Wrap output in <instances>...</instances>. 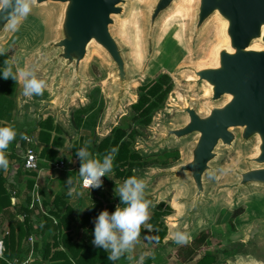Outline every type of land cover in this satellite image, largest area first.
I'll list each match as a JSON object with an SVG mask.
<instances>
[{"label":"rangeland","instance_id":"rangeland-1","mask_svg":"<svg viewBox=\"0 0 264 264\" xmlns=\"http://www.w3.org/2000/svg\"><path fill=\"white\" fill-rule=\"evenodd\" d=\"M153 1L127 0L125 13L117 16L116 23L112 25V33L125 48L129 63L130 81L125 95L121 98L118 97L120 86L116 69L100 48L92 46L83 61V83L79 88L72 75L67 71L61 74L59 67H54L49 62L48 55L39 56L42 47L54 39L59 16L57 4L35 6L31 2L27 3L28 10L25 12L24 9L22 16L12 21L8 32L0 39V49H4L8 60L13 62V72H16L17 68L30 70L37 79L45 82L43 94L31 97L23 95L22 85L18 84L17 108L6 122L15 130L22 128V134L27 132V127L33 126L30 129H34L32 135L38 134L43 125L47 126L52 134L51 143L55 140L52 145L57 147L54 148L56 153L53 158L59 157L60 150L65 149L67 155L63 158L72 168L69 176L72 177L77 192L82 193L80 196L83 197L84 203L102 200L104 194L111 193L107 189L113 190L114 180L117 185L123 184L132 176L145 180V199L151 202L147 225L151 228L142 226L140 234L144 237L148 234L149 239L150 234L154 236L153 239L157 238L159 233L163 234V217L170 207L173 211L175 207L178 213L183 207L182 217L187 218L192 195L191 183L187 179L170 180L161 172L175 168L177 164L189 158V148L196 141V136L182 140L170 138L166 141L162 138L165 135V126H176L186 120V115L180 109L183 103L191 102L197 105L199 111H206L209 102V96L205 95L204 91L206 85H197L191 79V67L210 62L221 31L215 17L195 37L193 22L196 0H186L181 13L174 14L166 21L164 27H167V33L158 37L161 19L150 42L148 10ZM179 3L174 7L180 5ZM131 5L130 14L121 22L120 36L125 42L123 43L117 33L119 19L128 14ZM139 19L141 29L143 27V42L138 46L134 26L128 29L127 26L129 22ZM140 55L144 56L143 63ZM163 74H168L171 79L162 77ZM159 79L164 81L162 91L150 97V103L138 116L139 113L132 110L131 104L139 100L142 86ZM135 114L138 116L136 119L133 118ZM117 126L127 129V134L119 144L125 140L134 143L145 160H142L140 165L127 166L116 177L112 175L109 181L105 178V190H83L79 169L74 168L76 165L81 167L76 155L77 150L84 147L86 141L90 142L88 150L93 157L101 159V155L103 156L109 148L105 147L103 139ZM18 133L20 132L17 131ZM177 150L178 159L175 158ZM217 150L220 155L212 163L213 170L206 176L205 202L198 215L202 221L199 224L196 218L192 231H198V225L210 226L213 221L212 227L207 229L208 234L213 237L210 241L213 248L228 255L233 252H249L264 256V187L252 185L242 191L232 187L237 180L235 169L249 165L245 158L253 153L254 144L237 142L234 147L221 146ZM19 158L21 160V157ZM153 160L158 161L152 163ZM65 192L68 194V190ZM75 195L71 198L76 201L79 195ZM110 196L114 198V192ZM115 205H122L121 200H116ZM172 219L174 217L170 220ZM3 222L4 217L0 215V237L5 241L9 228ZM241 238L247 241L244 242ZM150 242L154 241L151 239ZM154 243L156 244V241ZM56 249L57 247L53 251ZM60 249L61 246L58 247V250ZM5 252L1 258H5ZM10 261L7 260L8 264ZM117 262L128 264L129 256L121 257ZM43 263L51 264L49 260Z\"/></svg>","mask_w":264,"mask_h":264},{"label":"water","instance_id":"water-1","mask_svg":"<svg viewBox=\"0 0 264 264\" xmlns=\"http://www.w3.org/2000/svg\"><path fill=\"white\" fill-rule=\"evenodd\" d=\"M181 0H154L148 10L149 40L163 16ZM35 6L57 4L59 16L54 39L42 47L39 56L75 78L77 88L83 83L81 66L91 47L100 48L112 61L120 86L118 97L125 95L129 76L126 50L112 33L117 16L125 13L127 0H0V39L13 20L22 16L25 3ZM219 17L226 22L223 32L226 46L218 51L215 65L191 67L192 80L210 87L206 111L196 104L180 106L186 120L165 126L163 141L186 139L195 135L189 158L161 174L177 181L187 179L192 185L187 219L200 214L205 202L206 176L214 168L218 147H234L237 142L254 144L245 160L248 166L236 168L232 187L242 191L249 186L264 187V0H196L193 34L196 37L211 21ZM13 193V191L11 190Z\"/></svg>","mask_w":264,"mask_h":264},{"label":"trees","instance_id":"trees-1","mask_svg":"<svg viewBox=\"0 0 264 264\" xmlns=\"http://www.w3.org/2000/svg\"><path fill=\"white\" fill-rule=\"evenodd\" d=\"M8 59V54L4 53L0 55V127L10 126L6 119L11 118L16 111V92L18 89V84L14 79L8 78L4 79L2 72L4 70V61ZM162 77L166 79H171L168 74H163ZM161 77V78H162ZM165 79V81H166ZM162 80L151 81L146 85L142 86V92L139 95V100L131 104L132 110L136 111L138 116H140L146 105L150 100L152 95H155L162 89ZM170 87V86H169ZM168 87V88H169ZM168 90V89H167ZM162 91V90H161ZM135 114L134 119L138 118ZM133 130V129H132ZM34 131L27 130L23 133L24 135L31 134ZM22 132L18 133L17 136L21 139ZM127 134V129L123 126L115 127L112 132L103 139L105 147H109L107 152L105 151L101 159L109 154L112 149H116L114 159H113V169L110 173L106 174V178L109 181L112 179V175H116L126 169L127 166L140 165L142 160L145 158L141 157L139 150L136 149L134 143L128 142L127 140H120ZM52 140V134L47 126H42L39 129L37 137L35 138L36 143L44 144L43 152L45 155L53 158L56 150L49 145ZM21 141L25 142L24 139ZM55 140L52 141V143ZM175 158H179L178 150L175 152ZM6 155L9 161V167L7 171L0 168V215L8 222L9 232L5 238L6 242V252L5 258L0 257V264H8L7 260L13 259H24L28 256L31 246L29 243V238L34 233H38L40 240L33 243V250L39 260L46 261L49 260L51 264H111L113 261L108 259V252L102 247H97L94 244H89L85 241H76L72 236V220L73 207L69 203L67 194H59L55 198L57 202V210H49L48 212H43L39 207L30 208L29 204L31 201V196H27V202L23 205H17L14 201L16 194L11 192L14 189V185L10 182L8 177V172L12 168V160L18 155L14 149H10V145L6 150ZM158 160H153L152 163ZM19 176L23 175V170L19 168L17 170ZM35 176L34 173H31ZM29 187L32 189L34 182L29 180ZM113 190L109 192L113 193L117 186V183H112ZM99 190V189H97ZM96 191V190H94ZM109 193L104 194L102 200L98 199L92 201L88 206L87 210L84 211L82 218H84L85 223L93 222L90 225L91 229L95 227V220L99 213L104 210H108L112 213L116 209L115 201L120 199L118 195L112 198ZM45 205V202H44ZM63 205V207H62ZM123 207V205H120ZM173 208L170 207L169 211L165 215L172 214ZM36 218L37 223H36ZM51 235L52 238L50 237ZM210 234L206 230H202L193 238L191 243H186L180 245L177 253L182 256L183 260L188 261L193 259L199 250L207 243ZM153 235L150 234V239L152 241H162L163 234L159 233L158 237L153 239ZM61 246L62 249L58 250ZM57 247L56 250L53 249ZM231 254V253H229ZM217 260V254L211 251H206L204 255L198 259L196 264H213ZM192 264V263H189Z\"/></svg>","mask_w":264,"mask_h":264},{"label":"crops","instance_id":"crops-1","mask_svg":"<svg viewBox=\"0 0 264 264\" xmlns=\"http://www.w3.org/2000/svg\"><path fill=\"white\" fill-rule=\"evenodd\" d=\"M31 128H33V126L27 127V130H30ZM21 130L23 129L18 127V130H16V132L17 131L21 132ZM28 135H31L34 138L37 137V134L35 135L28 134ZM14 147L18 157L12 160V168L8 173V177L10 182L14 185V189H12V191L13 194H16V196L14 197V201L16 202V204L17 205L25 204L27 202L26 199L27 196H31V198H33L36 192H38L42 202V206H43L42 208L46 212H48L51 209L57 210L56 206L58 204L57 202H55V198L59 194H66L65 191L69 189V185L66 183V181L70 177L69 171H71L72 169L71 167H69L67 160L63 158L65 155H67L65 149L63 151L60 150L59 157H55V159H52L51 157L45 155V153H42L44 144L36 143L35 141L34 148L37 150L40 156V168H41L40 172H35V171L26 170L23 165L22 157H23L24 149L27 147V144L21 141V139L18 136H16L15 140H13L10 143V149L12 148L14 149ZM49 147L50 148L52 147L53 149L57 148L56 146H53L52 143H50ZM70 155H72V153ZM19 157H21V160ZM59 160H64L65 165L68 167H66L65 169L54 168L53 167L54 164ZM19 168L23 170L22 176H19L17 174V170ZM74 168L79 169V166L76 165ZM31 173H34L35 176ZM29 180H32L34 182V186L32 189L29 187V183H28ZM35 184H37L38 186L36 187ZM107 190L110 191L109 189ZM67 197L69 199V203L73 207L74 218L72 220V236L74 240L85 241L89 244H93L92 241L94 239V229L90 228V225L93 222V220L90 223L84 224L85 223L84 218H82L81 216L82 212L87 210L88 206L92 202L88 201L87 203H84L82 199L83 197L80 195L76 201L72 200L71 196L69 195ZM45 207L47 209H45ZM182 213L179 214L176 208L174 207V212L172 214L163 217L165 229L163 232L162 241H157L155 244L154 242H150L151 239L148 238V234H146V237L140 234L139 241L135 245L134 250L131 253L123 256V257L131 256V259H129L130 262L128 264H138L141 257H143V264H189V263L196 264L198 259H200L206 251H211L214 254H217V260L213 264H264V256H257L249 252H233L228 255L223 253V251L221 252L218 251L217 248H213L212 242H210L213 239L211 235L209 236L205 246H203L202 249L198 251L197 255L193 259L188 261L183 260L182 256H180L177 253L180 244H176L172 240L171 238L172 233L176 231L186 233L188 236V243H191L195 235H197V233H199L200 231L206 230L208 232L207 229L209 227H212L211 225L213 224V221L210 222L211 223L210 226L209 224L205 225L206 227L203 226L200 227V225H198L199 230L193 232L192 231L193 225H195V219L198 218V216L190 224L187 218L184 219L182 217L183 215ZM171 217H174V220L176 221V226H173L172 222H170ZM37 220L38 219L36 218V223ZM199 221H201V219L198 218L196 222L201 224V222ZM3 224H6V226H8V222L6 219H4ZM146 227L147 226H145V228ZM211 233H213L212 230ZM32 235L35 237V241L33 243L40 240V236L38 235V233H34ZM52 236L53 235H51L50 237L52 238ZM241 239L244 242L247 241L243 238ZM31 264H44V263L42 260H39L38 257L36 256L35 260ZM111 264H119V263L115 261L112 262Z\"/></svg>","mask_w":264,"mask_h":264},{"label":"clouds","instance_id":"clouds-1","mask_svg":"<svg viewBox=\"0 0 264 264\" xmlns=\"http://www.w3.org/2000/svg\"><path fill=\"white\" fill-rule=\"evenodd\" d=\"M25 12L28 10L27 3L24 5ZM4 54V49H0V55ZM3 78H12L22 85L23 95L31 97L43 94L45 82L37 79L35 74L30 70L17 68L13 72V62L6 59L4 61ZM17 136L16 130L11 126L0 127V168L7 171L9 161L6 155L10 143ZM21 139H27V136L21 134ZM90 142H85L84 147L77 150L76 155L81 162L79 177L84 188H99L102 186V177L110 173L113 169V159L116 149L103 157V160L93 157L88 150ZM66 183L69 185L68 195H80L74 181L70 176ZM147 184L145 180L138 179L136 176L129 177L123 184L117 185L114 189L119 196L123 207L117 205L114 212L108 210L101 211L95 220L94 239L92 243L97 247H102L108 252L110 261H117L126 254L134 250L139 241L142 226H147L149 219L150 201L145 199V189ZM172 240L176 244L188 243V236L184 232L176 231L172 233ZM131 259V256H129ZM138 264H143L141 257Z\"/></svg>","mask_w":264,"mask_h":264},{"label":"built area","instance_id":"built-area-1","mask_svg":"<svg viewBox=\"0 0 264 264\" xmlns=\"http://www.w3.org/2000/svg\"><path fill=\"white\" fill-rule=\"evenodd\" d=\"M25 136H27V139H24L25 143L27 144V147L24 149V153H23V157H22L24 168L26 170H29V171L40 172V170H41V168H40V156H39L37 150L34 148L35 138L31 135H28V134ZM53 167L56 169H65L66 165H65L64 160H59L54 164ZM79 169H80V167H79ZM105 178H106V176L101 178L103 183H102V186L99 188H91V189L84 188L82 186V182H81V186L85 190H89V191L102 189L104 187ZM35 186L37 187L38 185L35 184ZM29 207L30 208L39 207V209L42 210L44 213L46 212L42 208L43 206H42V202H41L40 195L38 192H36V194L33 196V198H31ZM34 241H35V237L33 235L30 236L29 242L31 244V249H30L28 256H26L24 259H18V258L13 259L9 262V264H31L35 260V257H36L35 252L32 248ZM5 251H6L5 241H4V238L1 237L0 238V256H3Z\"/></svg>","mask_w":264,"mask_h":264},{"label":"bare ground","instance_id":"bare-ground-1","mask_svg":"<svg viewBox=\"0 0 264 264\" xmlns=\"http://www.w3.org/2000/svg\"><path fill=\"white\" fill-rule=\"evenodd\" d=\"M185 1L186 0H182V1H180V5H178V6H176V7H174V9L173 10H171V11H169V12H167L164 16H163V18H162V21H161V24H160V31H159V35H158V37L160 36V35H164V34H166L167 33V31H168V29H167V27H164V25H165V23H166V21L171 17V16H173L174 14H176V13H181V9L182 8H184L185 7ZM135 2V1H134ZM133 2V3H134ZM133 3H132V5H133ZM132 5H131V8H130V10H129V12H128V14L125 16V17H123V18H120L119 19V26H118V29H117V33H118V35L120 36V28H121V22H122V20L124 19V20H126L125 18L130 14V12H131V10H132ZM216 21V24L219 26V29L221 28V31L219 32V42H218V44L213 48V51H212V54H211V59H210V62H208V63H206V64H202V65H215V64H217V61H218V51L220 50V48H222L223 46H226L227 45V42H228V38H227V36L225 35V33L223 32V30H225V27H226V22L223 20V19H221V18H219V17H217L216 19H215ZM135 22H129V26H127V29L130 27V26H134V28H135V32H136V35H137V40H138V46L143 42V27H142V29H141V21H140V19L139 20H134ZM164 27V28H163ZM127 33V31L125 32V34ZM120 38H121V36H120ZM121 40H122V38H121ZM122 42L123 43H125L123 40H122ZM127 45V44H126ZM128 46V45H127ZM254 47H257V48H261V47H264V45L263 44H261L260 42H256V43H254ZM143 48H144V45H143ZM129 50H130V48H129ZM129 56H130V51H129ZM141 56V62L143 63L144 62V56L143 55H140ZM130 59H131V57H130ZM131 62H132V60H131ZM133 64V63H132ZM199 66H201V65H199ZM193 77H191V79H192ZM205 95H207V96H209L210 95V87L209 86H206L205 87ZM182 210H183V207H182ZM182 210L180 211V213L179 214H181L182 213ZM209 214V213H208ZM181 217V216H180ZM178 218V217H177ZM210 218V217H209ZM202 221V220H201ZM170 222H172V224H173V226H176V221L174 220V219H172V220H170ZM200 222V221H199ZM203 222H204V220H203ZM174 232V231H173Z\"/></svg>","mask_w":264,"mask_h":264}]
</instances>
